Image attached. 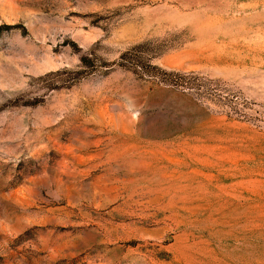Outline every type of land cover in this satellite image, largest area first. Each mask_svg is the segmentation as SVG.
<instances>
[{
  "label": "rangeland",
  "instance_id": "1",
  "mask_svg": "<svg viewBox=\"0 0 264 264\" xmlns=\"http://www.w3.org/2000/svg\"><path fill=\"white\" fill-rule=\"evenodd\" d=\"M3 25L0 264H264V0H0Z\"/></svg>",
  "mask_w": 264,
  "mask_h": 264
},
{
  "label": "trees",
  "instance_id": "2",
  "mask_svg": "<svg viewBox=\"0 0 264 264\" xmlns=\"http://www.w3.org/2000/svg\"><path fill=\"white\" fill-rule=\"evenodd\" d=\"M18 28L17 26H0V34L4 31H9ZM127 55H124L121 60L126 61ZM124 64V63H123ZM127 64L136 71L143 72L144 74H150L154 79L160 80L162 83L175 87L177 89L191 91L197 94L204 93V87L200 78L194 74H179L174 72H167L157 67L145 63L138 58L127 60ZM82 74L87 76L92 75L99 69L98 62L90 56H84L81 58Z\"/></svg>",
  "mask_w": 264,
  "mask_h": 264
}]
</instances>
